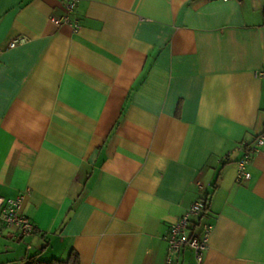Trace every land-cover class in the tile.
<instances>
[{
    "label": "crops",
    "instance_id": "obj_1",
    "mask_svg": "<svg viewBox=\"0 0 264 264\" xmlns=\"http://www.w3.org/2000/svg\"><path fill=\"white\" fill-rule=\"evenodd\" d=\"M0 0V264H165L194 201L203 264H264V0ZM77 19L78 26L74 25ZM18 35L26 42L10 46ZM263 72V73H261ZM195 224V225H194ZM172 264H198L191 247Z\"/></svg>",
    "mask_w": 264,
    "mask_h": 264
},
{
    "label": "built area",
    "instance_id": "obj_2",
    "mask_svg": "<svg viewBox=\"0 0 264 264\" xmlns=\"http://www.w3.org/2000/svg\"><path fill=\"white\" fill-rule=\"evenodd\" d=\"M78 0H65V8L67 14L62 18H56L59 22L70 21V14L74 13L77 7ZM74 25L78 26V21L75 19ZM28 36L18 35L15 36L9 43L10 46H16L17 44L26 42ZM263 73V72H261ZM264 142V130L256 136L254 141L248 146L244 152L242 159L239 161L237 180L241 181L243 178H249L251 172L247 168V164L251 158L253 149H256L258 145ZM248 145L247 141L241 142V147L244 148ZM25 199V193L22 192L16 196H4L0 194V222L7 225H16L23 235H33L37 232V226L33 220L22 211L23 201ZM205 202L203 199L194 201L186 209V211L176 220H174L170 226L169 232L166 236L168 241V253L165 264H172L173 256L175 252L180 251L184 246L192 248L195 258L198 264H203V254L209 247V235L213 228V224L205 222L202 225V233L196 234L189 232V228L192 229L191 216L192 214H199L204 210Z\"/></svg>",
    "mask_w": 264,
    "mask_h": 264
},
{
    "label": "trees",
    "instance_id": "obj_3",
    "mask_svg": "<svg viewBox=\"0 0 264 264\" xmlns=\"http://www.w3.org/2000/svg\"><path fill=\"white\" fill-rule=\"evenodd\" d=\"M251 143L248 142V145L242 148L243 155ZM243 155L240 157L239 161L242 159ZM239 161H238V165H239ZM201 199H203L205 202V207H204V210H205L206 208H208V197L205 196V197H202ZM204 210L202 212H204ZM13 264H81V259H80V254L76 250H71L69 255L66 258L54 257L48 260H43L38 257L37 253H34L30 255L29 257H27L26 259H24L22 262H19V263L17 262Z\"/></svg>",
    "mask_w": 264,
    "mask_h": 264
}]
</instances>
